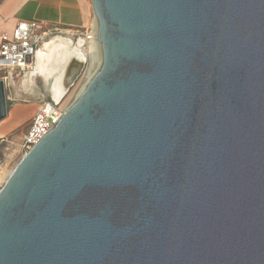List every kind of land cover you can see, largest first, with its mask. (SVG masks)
<instances>
[{
    "label": "water",
    "instance_id": "95a60500",
    "mask_svg": "<svg viewBox=\"0 0 264 264\" xmlns=\"http://www.w3.org/2000/svg\"><path fill=\"white\" fill-rule=\"evenodd\" d=\"M90 1L101 65L0 189V264H264V0Z\"/></svg>",
    "mask_w": 264,
    "mask_h": 264
},
{
    "label": "rangeland",
    "instance_id": "374dc122",
    "mask_svg": "<svg viewBox=\"0 0 264 264\" xmlns=\"http://www.w3.org/2000/svg\"><path fill=\"white\" fill-rule=\"evenodd\" d=\"M3 0H0V3ZM92 4V2L90 1ZM95 15L92 12V27L94 28ZM64 37L71 45L86 50V45L81 35L72 31L63 30L51 36L44 43L55 37ZM42 43L41 47L44 45ZM40 47V48H41ZM36 56L32 64L35 63ZM31 64V65H32ZM31 68L27 70H13L0 73V78H5L6 95L8 101V114L0 121V189L5 184L9 174L24 156L22 140L29 130L38 106L44 101H51L53 97L50 91L49 72H42ZM86 68L76 80L63 101L69 106L77 99L81 86L86 81ZM56 100V99H55Z\"/></svg>",
    "mask_w": 264,
    "mask_h": 264
},
{
    "label": "built area",
    "instance_id": "2783aa9c",
    "mask_svg": "<svg viewBox=\"0 0 264 264\" xmlns=\"http://www.w3.org/2000/svg\"><path fill=\"white\" fill-rule=\"evenodd\" d=\"M96 32L91 26L89 32H82L80 35L89 42L96 37ZM57 33L60 31L56 27L26 20L17 22L11 31H3L0 34V73L29 69L42 43ZM68 107L64 101L55 103L52 100L44 101L38 106L22 140L24 155L59 123Z\"/></svg>",
    "mask_w": 264,
    "mask_h": 264
},
{
    "label": "bare ground",
    "instance_id": "6f19581e",
    "mask_svg": "<svg viewBox=\"0 0 264 264\" xmlns=\"http://www.w3.org/2000/svg\"><path fill=\"white\" fill-rule=\"evenodd\" d=\"M94 31L97 30V21L94 20ZM35 63L30 66L33 70L49 72L50 91L54 99L61 100L68 91L70 84L79 78V68L85 64L86 81L81 86L77 98L85 90L88 82L101 65L102 51L96 37L88 42L86 50L71 45L64 37H55L44 43L36 53ZM10 175V174H9Z\"/></svg>",
    "mask_w": 264,
    "mask_h": 264
},
{
    "label": "crops",
    "instance_id": "0c3cea01",
    "mask_svg": "<svg viewBox=\"0 0 264 264\" xmlns=\"http://www.w3.org/2000/svg\"><path fill=\"white\" fill-rule=\"evenodd\" d=\"M92 12L90 0H3L0 3V34L26 20L80 35L89 32L93 25ZM80 38L88 44L84 36Z\"/></svg>",
    "mask_w": 264,
    "mask_h": 264
}]
</instances>
